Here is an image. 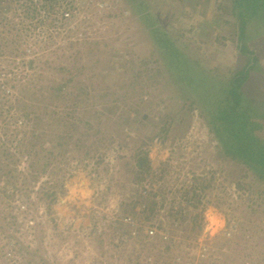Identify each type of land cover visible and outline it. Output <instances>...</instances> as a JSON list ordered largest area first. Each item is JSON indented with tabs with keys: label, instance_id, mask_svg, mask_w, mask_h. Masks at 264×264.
<instances>
[{
	"label": "rangeland",
	"instance_id": "374dc122",
	"mask_svg": "<svg viewBox=\"0 0 264 264\" xmlns=\"http://www.w3.org/2000/svg\"><path fill=\"white\" fill-rule=\"evenodd\" d=\"M231 4L0 0V264H264V179L150 34L227 81L249 62ZM244 40L264 99V29Z\"/></svg>",
	"mask_w": 264,
	"mask_h": 264
},
{
	"label": "trees",
	"instance_id": "16d2710c",
	"mask_svg": "<svg viewBox=\"0 0 264 264\" xmlns=\"http://www.w3.org/2000/svg\"><path fill=\"white\" fill-rule=\"evenodd\" d=\"M129 1L134 3L136 0ZM231 11L239 22V41L244 42L239 46L240 52L248 55L249 62L234 70L227 81L218 76L215 79L218 74L205 70L198 61L190 58L171 34L155 21L156 26L152 23L150 34L178 75L184 94L181 97L201 109L223 153L264 179V99L249 96L244 89L249 71L258 59L252 50H246L244 39L254 23L264 29V0H232ZM145 15L150 16V13ZM142 171H145L144 177L152 174L151 169L143 168Z\"/></svg>",
	"mask_w": 264,
	"mask_h": 264
}]
</instances>
